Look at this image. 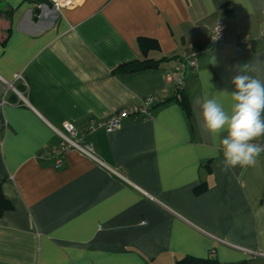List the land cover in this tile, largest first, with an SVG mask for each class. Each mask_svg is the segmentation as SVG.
Wrapping results in <instances>:
<instances>
[{"label": "crops", "instance_id": "0c3cea01", "mask_svg": "<svg viewBox=\"0 0 264 264\" xmlns=\"http://www.w3.org/2000/svg\"><path fill=\"white\" fill-rule=\"evenodd\" d=\"M48 1L0 0L11 11L0 18V98L8 101L0 190L10 205L0 214V264H174L187 255L264 264V153L225 171L195 103L210 93L230 106L232 77L264 52V40L237 53L212 44L209 32L222 22L225 43L255 36L264 0H77L57 9ZM192 52L185 108L165 75ZM137 59L157 64L115 71ZM147 96L150 118L84 132L89 117ZM66 121L102 164L68 151L57 168L42 154L58 144L50 126Z\"/></svg>", "mask_w": 264, "mask_h": 264}, {"label": "clouds", "instance_id": "9594fccd", "mask_svg": "<svg viewBox=\"0 0 264 264\" xmlns=\"http://www.w3.org/2000/svg\"><path fill=\"white\" fill-rule=\"evenodd\" d=\"M264 52L245 63L232 77L231 104L225 107L215 95L205 93L195 103L200 127L216 149L222 152L225 171L257 163L264 146ZM227 93V92H226Z\"/></svg>", "mask_w": 264, "mask_h": 264}, {"label": "built area", "instance_id": "2783aa9c", "mask_svg": "<svg viewBox=\"0 0 264 264\" xmlns=\"http://www.w3.org/2000/svg\"><path fill=\"white\" fill-rule=\"evenodd\" d=\"M49 1L52 3V6L57 9L61 6H69L71 4H74L77 0ZM224 29V24L222 22H217L209 32V41L212 44L220 45L223 48H230L237 53L242 52L243 46L249 44L254 40H264V30H261L255 36H252L251 34L237 35L228 44L224 42ZM196 54V52H192L189 54H182L174 58V65L172 69L165 75V79L168 83H171L173 85L175 92L182 90L183 88L184 72L186 68H195L197 66ZM16 78L22 79V76L20 74H17ZM13 91L17 96H19L20 99L25 101V98L21 92L15 90L14 88ZM152 102V97L147 96L142 99L140 104H133L122 107L105 119H96L94 117H89L87 120V124L84 127V132H94L98 129L112 131L119 128L122 124V121L127 117L148 119L152 116ZM6 103H8V101L2 96L0 98V128H5L7 126V122L3 116L2 111L3 106ZM50 127L58 136V144L54 147H46L42 154L46 157L52 158L55 167L58 168L62 166L63 157L68 151H75L95 163L102 164V162L95 154L93 144L90 141L85 140L83 134H79L77 128L73 123L66 121L63 122L60 127ZM256 143L264 146V137L257 140ZM107 169L116 176L124 178L117 170L108 167Z\"/></svg>", "mask_w": 264, "mask_h": 264}, {"label": "trees", "instance_id": "16d2710c", "mask_svg": "<svg viewBox=\"0 0 264 264\" xmlns=\"http://www.w3.org/2000/svg\"><path fill=\"white\" fill-rule=\"evenodd\" d=\"M51 5V2L48 1ZM11 16V11L9 9H5L0 4V18L9 19ZM166 59V58H165ZM169 59V58H168ZM157 62H154L151 59H142V60H133L129 62H124L119 64L115 71L118 72H135L145 68L154 67ZM175 99L186 108V102L184 96L182 95V90L175 92ZM10 207L9 203L3 197L0 190V214L3 210L8 209ZM174 264H219V262L212 256L209 255L207 257H195L191 255L184 256L174 262Z\"/></svg>", "mask_w": 264, "mask_h": 264}, {"label": "water", "instance_id": "95a60500", "mask_svg": "<svg viewBox=\"0 0 264 264\" xmlns=\"http://www.w3.org/2000/svg\"><path fill=\"white\" fill-rule=\"evenodd\" d=\"M37 1V0H35ZM41 13V10L38 6H36L34 9H33V15H34V19H37L38 15Z\"/></svg>", "mask_w": 264, "mask_h": 264}]
</instances>
